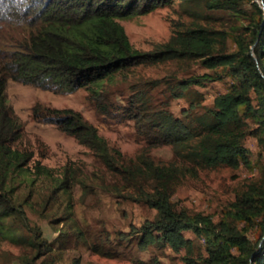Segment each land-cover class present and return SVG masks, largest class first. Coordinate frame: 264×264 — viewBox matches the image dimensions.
Returning a JSON list of instances; mask_svg holds the SVG:
<instances>
[{
  "label": "trees",
  "instance_id": "obj_1",
  "mask_svg": "<svg viewBox=\"0 0 264 264\" xmlns=\"http://www.w3.org/2000/svg\"><path fill=\"white\" fill-rule=\"evenodd\" d=\"M173 1L0 0V239L32 248L19 257V264H52L54 259L52 242L33 231L20 232L29 225L23 207L29 193L19 196L16 191L20 176L31 166L34 175L55 178L43 207L60 192L68 193L72 179L66 168L54 177L51 168L32 158V150L15 145L22 124L6 101V80L55 93L85 88L96 108L107 113L110 109L101 97L105 82L136 65L167 60H197L209 71L132 85L129 116L145 141L133 156L109 145L78 110L35 102L31 117L74 136L119 183L115 189L156 210L153 219L128 231L137 233L140 247L155 244L177 250L191 232L202 241L203 251L183 257L185 264H264V159L257 161L259 177L244 181L216 219L172 201L180 178L199 168L251 167L247 134L256 137L259 160L264 158V0H176L190 21L174 23L168 38L150 49L134 47L118 19ZM219 11L238 21L229 25L232 50L226 48L228 29L209 23ZM223 75L231 78L228 88L204 104L196 86ZM159 85L168 94L153 103L150 92ZM179 97L187 105L175 114L170 100ZM179 142L187 161H156L150 155L152 146ZM151 264L161 263L154 257Z\"/></svg>",
  "mask_w": 264,
  "mask_h": 264
},
{
  "label": "rangeland",
  "instance_id": "obj_2",
  "mask_svg": "<svg viewBox=\"0 0 264 264\" xmlns=\"http://www.w3.org/2000/svg\"><path fill=\"white\" fill-rule=\"evenodd\" d=\"M251 11L249 15L252 16ZM190 19L175 0L170 4L155 6L147 12L119 18L118 21L134 47L150 49L154 43L168 38L174 23ZM237 22L225 11L214 12L209 19L213 27L228 29V50L233 47L229 25ZM203 71L209 70L197 60H167L139 64L116 73L112 81L104 83L101 93L110 109L107 113L96 108L85 88L55 93L31 84L6 80V101L22 124L15 145L32 150V158L51 168L54 177H59L66 168L72 179L69 192H60L44 207V200L54 187L55 178L34 175L30 166L29 173L20 176L23 180L16 188L19 196L29 193L28 203L23 206L29 225L20 228V232L29 234L33 231L37 238L52 242V264H151L154 257L161 264H185L183 257H196L203 247L202 241L191 232H186L189 240L177 250L155 244L140 247L136 242L137 233L128 234V231L140 226L146 218L153 219L156 210L131 200L126 191L115 189L114 185L119 186V183L104 170L91 150L55 124L34 120L31 117V105L40 102L78 110L96 125L109 145L119 149L124 156H133L145 145V141L129 116L132 85L141 84L146 79L183 77ZM230 83L231 78L223 75L221 79L201 82L196 87L203 92V103L210 104L213 96L225 91ZM167 94L164 86L159 85L150 92L151 101L158 103ZM186 105L187 100L183 97L170 100V108L175 114ZM244 141L249 149V158L254 162L251 167L239 164L236 168H230L220 164L212 168H199L194 173L182 176L172 195L174 204L190 211L209 213L216 219L242 183L255 180L260 175L257 161L262 163L264 159L262 157L259 160L258 156L261 145L251 134H247ZM149 152L156 161L174 158L187 161L185 146L180 142L152 146ZM31 252L32 248L27 244L19 245L0 239V264H19V257Z\"/></svg>",
  "mask_w": 264,
  "mask_h": 264
}]
</instances>
